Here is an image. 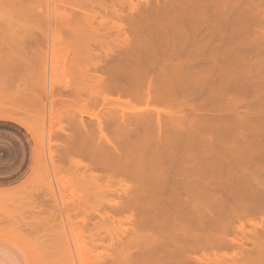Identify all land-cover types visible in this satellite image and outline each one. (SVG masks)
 <instances>
[{"label": "rangeland", "instance_id": "1", "mask_svg": "<svg viewBox=\"0 0 264 264\" xmlns=\"http://www.w3.org/2000/svg\"><path fill=\"white\" fill-rule=\"evenodd\" d=\"M172 1L22 0L24 24L21 21L15 23V29L10 27L13 24L7 29L6 27L1 28L3 32L10 29L8 32L11 34L4 32V34L6 33L5 37L9 36L6 39L0 34V40L6 42L1 43L0 41V122L17 123L26 129V133L33 143V165L31 164V171L25 180L11 187H0V195H4L0 197V236L10 239L13 236L17 244L1 237L0 241L13 244L14 246L10 247L17 251L23 264H69V254L75 257L74 250L78 242H80L78 244L79 251L82 249L79 255L80 253H84V255H80L83 260L80 257L82 261H74L75 264H81V262L82 264H112L113 259L121 258L115 251L120 248L114 250V247H118L117 242H114L116 240L113 241L114 244L112 242L114 247L109 245L111 237L116 239L117 236L119 239L123 237L122 243L130 244L128 245L132 253L148 250L147 245H144L141 240L135 239V236L129 235V239L128 234H123L124 231H132L127 225V221L124 220L126 213L109 214L104 221H100L99 217L93 213V208L101 201V199L99 201L98 198L93 197L96 185L98 187L101 184V190L105 191L106 189V194H108L111 192L109 190L114 191L119 188L118 180L112 179L113 183L106 182V179L95 180L96 185L90 181V178L80 180L75 174L77 167H74L77 157L72 155L62 157L65 137L75 133L71 127L73 121L70 118L72 115L77 118L81 115L83 120L88 121L89 114H102L100 101L99 105L85 106L83 102L72 100L67 91L72 93L80 89L85 82L83 81L85 71L88 70L89 73H92L93 69L86 60L91 55L90 53L93 54V58L99 57L102 60V62L100 61V66H102L105 59L112 55L108 53L107 56L105 51L115 48L111 42L123 39L124 34L128 38L134 37V24H147L152 30L150 32H153L152 28L156 24L162 22L165 25H170L171 18L174 16L176 18V14L182 15L174 11L170 12ZM223 1L228 5L214 4L216 0H208L209 3L200 6L199 11L205 12V19L198 21L199 28L194 30V35L190 33L191 40L203 44L202 51L198 52L199 61L197 64L203 71H207L203 74L206 80L198 86L194 94L184 98L183 107L180 109L181 113L176 118L180 123L181 132L178 141L170 149L171 156L164 162V166L171 173L175 171L174 168L182 169H179L182 173L179 171V174L176 173L175 176L171 174L170 179L167 180L169 182L175 180L190 182L196 178L204 182V180L217 177L218 182L222 184L226 180L224 174H221V171L227 168L225 160H223L222 166L215 168L216 170H210L200 167L201 161L197 163L186 156L188 157L192 152L202 153L205 150L210 154H218L224 158L227 151L217 146L215 140L217 137L229 138L233 136V133L226 128L219 132H210V129L221 121V123L229 124L233 120L257 119L261 124L264 123V111L263 114L250 116L253 113L252 107L255 113H258L257 106L264 102V0ZM251 2L259 3V6L256 7L259 10L252 14L247 12ZM176 7L173 9H195L193 6ZM156 11L161 17L158 21L154 17ZM193 14L188 15L193 16ZM185 16L183 14L180 19L187 17ZM197 18L199 17L197 16ZM197 18L193 17V19ZM190 19L191 17L188 20ZM187 22L185 19L181 25L186 26ZM190 23H192L191 20ZM90 24L91 26H89ZM18 25L21 26L18 27ZM245 25L248 27L247 32V29L241 28ZM88 27L94 29L96 33L89 30ZM13 29L14 33H12ZM173 32L169 30L168 35ZM15 38L19 39L18 41L23 39L24 43L17 44L19 42ZM93 41L104 42V45ZM112 50L117 51V49ZM190 56L192 62L195 55L192 53ZM235 62H243L249 67L262 66V69L251 68L248 70L249 76L243 80V77L239 75L248 72L244 69H241V72L232 69L230 70L232 74L227 72L229 76L231 75L229 79L226 76L223 77L225 72L224 74L222 71L220 73V70L225 65ZM42 67V75L44 74L43 77H46V79L43 78L45 82L49 81L48 77L52 76L51 84L49 81L48 84L45 83L46 86L42 85L43 79L40 78L42 77V75L40 76ZM45 67L47 68L45 69ZM44 71H48L46 72L48 76ZM97 73L99 77H104L100 72H96L94 75L98 76ZM218 73L221 75L219 78L232 83L228 87L229 90L221 99H218L219 103L224 105L222 108H218L214 102L217 101V98L212 99L208 95L210 89L217 87L215 85L219 82L217 80ZM39 79L42 81L40 82ZM241 81L243 84L236 85ZM43 86L44 88H42ZM46 88L53 89L54 93L51 90L50 94ZM254 89H257L256 93H253ZM49 94H53V96L49 98ZM51 100L54 102H52L53 104ZM125 102L126 98L113 96L111 105L110 103L109 105L112 107L119 104L124 107ZM210 102L216 107H212ZM112 103L115 104L112 105ZM49 104H51L50 110ZM233 104H237L236 110L241 115L243 114L240 119L232 117ZM90 128L95 130L93 126ZM107 134L110 135V133ZM236 134L239 143L244 139L248 141L250 138L247 129L239 130ZM196 135L209 144L207 149L197 147V145L198 150L193 146L191 148L190 143ZM255 137L258 141H264V134L262 137ZM182 156H185L183 157L185 160L180 159ZM230 166L233 167V165ZM258 167L264 169V166ZM244 168L247 167L238 165V169ZM190 170L194 173L189 174ZM214 171L216 172L214 173ZM122 179L123 177L119 180ZM98 181H103V185L106 182V186ZM49 182H51V186H48ZM129 182L125 181L124 183L134 185ZM109 197L110 195L104 200L105 202L102 199L101 206L105 205L106 207ZM186 199L187 197L182 194V201ZM195 203L198 204L199 209H202V200ZM144 214L146 217L148 216L147 213L144 212ZM263 219L264 209L253 221L256 226L261 227L256 228V233L258 232L260 235L264 230V223L261 222ZM154 220L156 221V217ZM240 224L244 229L243 235L236 230ZM154 226L155 223L153 225L151 222L149 227L139 228L138 231H153ZM250 230L251 227L243 218H237L229 224L226 235L227 242L224 246L213 247L211 250L208 249L209 251L201 250L194 253L193 258H199L201 260L199 263L202 264H256L257 251L259 252L258 249L264 250V242L262 245L258 244L259 241L252 244L253 236L249 234ZM108 246H112V250L106 248ZM64 260L68 261L64 262Z\"/></svg>", "mask_w": 264, "mask_h": 264}, {"label": "bare ground", "instance_id": "2", "mask_svg": "<svg viewBox=\"0 0 264 264\" xmlns=\"http://www.w3.org/2000/svg\"><path fill=\"white\" fill-rule=\"evenodd\" d=\"M207 3H209L208 0H173L170 12L174 11L187 17L180 19L182 15L176 14V18L177 16L178 18L176 19L175 16L171 18L170 25H165L162 22L156 24L152 28L153 32H150L151 28L147 24H134V37L128 38L124 34L123 39L111 42L115 48H109L105 51L107 56L108 53L112 55L111 57L109 55L106 59L104 58L103 67L100 66L102 60L99 57L93 58V54L90 53L91 55L86 60L93 71L92 73H89L88 70L85 71L83 80L85 85L83 84L80 89L72 93L67 91L72 100L83 102L85 106L89 104L99 105L100 101L102 114H89L88 119L90 121L83 120L81 115H79V118L72 115L70 118L73 121L71 127L75 133L65 137L62 157L71 155L77 157L74 167H77L75 174L78 175L80 180L90 178L92 183L105 179L108 183H113L112 179L118 180V189H121L113 191L108 188L111 192L108 193L110 199L107 200L106 207L105 205L101 206L102 199L105 202L104 200L109 196L106 194V189L103 191L101 190V184L98 187L97 182L94 184L96 185L94 189L97 191L95 190L94 194L92 193L93 197L98 198V200L101 199V201L99 200L100 205H95L93 213L99 217L100 221H104L109 214L126 213L124 220L127 221V225L132 231H124L123 234L135 236V239L141 240L148 247L147 251L132 253L129 248L130 244L122 243L121 239L123 237L120 239L119 236L116 239L111 237L110 241L108 238L109 245H112V242L116 240L114 242H117L118 247L112 245L114 250L120 248L115 251L119 253L118 255L121 258L113 259L112 264H202L199 263L201 262L199 258H193V254L201 250L206 251L213 249V247L224 246L227 242L226 235L229 224L237 218H243L251 227L250 231L253 232L249 231V234L253 236L252 244L259 241L258 244L262 245V242H264V230H262L261 235L258 232L256 233V228L261 227L253 223L258 214L264 209V169L258 167L264 166V141L255 139V136L262 137L264 134V123L261 124L257 119L247 121L232 119L233 121L229 124L221 123V121L213 126L210 132H219L226 128L233 133V136L229 138L217 137L215 140L217 146L227 151L224 158L218 154H210L205 150L202 153L192 152L188 157L186 156V158H191L197 163L201 161L202 164L200 163L199 166L210 170H216L215 168L222 166L221 164L225 160L227 168L221 171V174H224L226 180L222 184L218 182L217 177L204 180V182L199 178L190 180V182L185 180L167 181L170 179L171 174L175 176L176 173L182 170L174 168L175 171L173 170L174 172L171 173L164 166V162L171 156L170 149L180 136V123L176 118L181 113L180 109L183 107L184 98L194 94L198 86L206 80L203 74L207 71H203L197 64L199 61L198 52L202 51L203 44L191 40L190 33L194 35V30L199 28L198 21L205 19V12L199 11V7ZM214 4L228 5L223 0H216ZM249 5L248 13L252 14L259 10L256 8L259 3L251 2ZM176 6H193L195 9H173L177 8ZM188 14H193V16ZM154 17L156 21L161 18L158 11L155 12ZM190 17L192 23L188 20ZM193 17L197 19H193ZM24 19L22 0H0V31L3 30L2 27L7 29L11 24H13L10 26L11 28H14V26L16 28L15 23ZM185 19L188 22L186 26H183L181 24ZM24 21L22 24H24ZM184 27L185 30H183ZM241 28L243 30L244 28L247 29L246 32L248 31L247 25ZM14 29L12 33L15 31ZM88 29L96 33L91 27H88ZM169 30L174 32L168 35ZM2 32L0 34L5 37L6 33ZM0 41L1 43L4 42ZM18 42L16 43L21 45L24 43L23 39ZM93 42L104 45V42L101 41ZM112 49H117V51ZM192 53L195 56H193L191 62L190 55ZM45 66L47 65L45 64ZM43 67L40 69V76ZM251 68L255 70L257 68L262 69V66L249 67L243 62H235L225 65L220 73L221 71L223 74L225 72V75L222 74V76L229 79L231 77V75L229 76L230 70L234 69L241 72V69L248 71ZM46 72L45 74L48 76ZM96 72H100L104 77H99L98 73V76L94 75ZM220 73L217 74L219 82L215 85L219 88L214 87L208 92L209 97H212V99L217 98L218 102H214H216L218 108L224 107L218 99L222 98L229 90L230 84H232L227 82L228 80L224 81L219 78ZM249 73V71L245 74L240 73L239 76L243 77V80L249 76ZM43 76L45 75L43 74L40 78L46 79ZM48 78L50 81L52 76ZM42 79H39V81L41 82ZM45 79L42 81L44 86H46L45 83L49 82L47 80L45 82ZM241 84H243L242 81L236 83V85ZM46 89L48 90V88ZM41 90L44 91L45 89ZM49 90L50 94L52 91L54 93L53 89L50 88ZM256 91L257 89H254L253 93H256ZM50 94L49 98L53 96V94ZM113 96L126 98L124 107L115 103V105L112 103L115 107H110L111 97ZM50 106L51 104H49V110ZM236 106L237 104L232 105L234 108L232 117L240 119L243 114L241 115L236 110ZM212 107L216 106L212 103ZM252 109L251 117L263 114L264 102L259 103L257 106L258 113H255L253 107ZM8 123L21 133L17 140L20 145L23 144L24 146L26 142L23 133L26 134V129L15 122ZM91 126L95 128L96 133L91 130ZM244 129L249 131L250 138L248 141L244 139L239 143L237 142L236 133ZM107 133H110V135ZM29 141V144H27L33 147L30 139ZM15 144L17 145V143ZM190 145L191 148L193 146L195 149L197 147H203V149L209 147V144L197 135L193 137ZM183 157L185 156L180 159H184ZM230 165H233L234 168ZM238 165H244L247 168L238 169ZM190 172L189 174H192L193 171L190 170ZM122 177L127 180H119ZM129 180L134 183L133 186L124 183L125 181L129 182ZM102 182L98 181V183ZM48 186H51V182ZM182 194L187 197L186 200L182 201ZM3 196L0 195V197ZM201 200L203 206L202 209H199L198 204L195 202ZM144 212L148 214L147 217ZM155 217L156 221L154 220ZM263 220L262 223H264ZM151 222L153 225L155 223L153 231H138L139 228L149 227ZM236 230L243 235L242 224ZM0 237L13 242L16 241H14L13 236V239L5 236ZM78 244L76 243L75 246L72 243L75 246V257L69 254V261L67 260L70 262L69 264H75L76 261L83 260L81 256L84 253H80L81 256L79 255L82 249L79 251ZM232 244L237 245L235 242H232ZM112 246L106 248L111 249ZM258 250L261 255L257 251L258 259L255 262L256 264H264V250ZM80 257L82 260H80Z\"/></svg>", "mask_w": 264, "mask_h": 264}, {"label": "crops", "instance_id": "3", "mask_svg": "<svg viewBox=\"0 0 264 264\" xmlns=\"http://www.w3.org/2000/svg\"><path fill=\"white\" fill-rule=\"evenodd\" d=\"M20 134L10 123L0 122V187H11L18 184L25 180V177L31 171L33 165V147L28 145L30 141L27 133L22 134L26 142L25 145H20L17 140ZM10 246L14 245L9 242L0 241V264H23L20 255Z\"/></svg>", "mask_w": 264, "mask_h": 264}]
</instances>
